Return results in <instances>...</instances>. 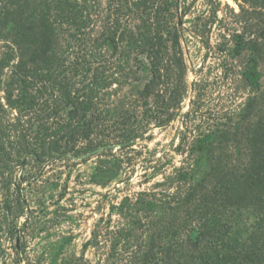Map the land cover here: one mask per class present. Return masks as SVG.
<instances>
[{"label":"trees","instance_id":"1","mask_svg":"<svg viewBox=\"0 0 264 264\" xmlns=\"http://www.w3.org/2000/svg\"><path fill=\"white\" fill-rule=\"evenodd\" d=\"M240 1L258 3V29L248 39L243 33L232 40L237 38L235 48L243 43L257 62L264 58V0ZM178 7V0H0V92L6 103L19 111L29 106L25 115L52 137L44 148L53 150L51 156L62 147L72 157L97 152L89 182L108 189L83 245L97 256L95 264H238L225 232L210 222L230 203L234 185L253 192L264 187V151L255 157L251 147L248 159L212 177L214 184H208L205 170L198 177L213 140L237 133L195 132L187 125L192 111L184 115L187 129L174 148L182 160L173 172L165 173L167 153L154 158V150L143 154L136 144L150 139L151 129L168 125L186 95ZM55 89L68 109L63 129L47 134L57 110ZM259 131L264 145V129ZM34 150L22 148L39 159L43 154ZM115 193L119 200H113ZM17 232L24 233L8 227V233ZM20 247L14 245L18 260L27 257ZM82 258L61 262L52 256L48 264H78ZM245 259L263 264L264 253L250 251Z\"/></svg>","mask_w":264,"mask_h":264},{"label":"rangeland","instance_id":"2","mask_svg":"<svg viewBox=\"0 0 264 264\" xmlns=\"http://www.w3.org/2000/svg\"><path fill=\"white\" fill-rule=\"evenodd\" d=\"M178 1L175 21L181 19L178 26L183 30L186 95L168 125L151 129L146 133L151 138L137 139L136 144L144 149L143 154L154 150V158L167 153V174L182 160L174 148L180 133L187 129L183 123L186 112H193L187 125L195 132H236L234 138L229 135L214 139L212 152L203 156L198 177L205 170L210 174L204 173L210 179L208 184L212 185L215 180L211 178L221 175L227 166L248 159V147L255 149V157L264 151L259 139V129H264V58L255 62L243 43L235 48L237 38L232 40L233 34L244 33L245 39L254 36L260 8L258 3L240 0ZM141 83H136V87ZM0 95L5 96L2 92ZM52 99L57 110L48 119L51 129L47 134L63 129L68 109L58 89ZM1 101L4 110L0 111V264H48L52 256L64 262L72 255L83 257L78 264H87V259L89 264H95L97 256L83 245L100 216L99 205L108 189L89 182L97 152L72 157L62 152V147L51 156L53 150L44 148L52 137L43 135L39 123L25 115L29 106L23 104L19 111V106L7 104L5 97ZM27 144L43 155L35 159L32 153L22 151ZM134 187L138 189L136 184ZM115 194L113 200H119L120 193ZM229 196L230 203L218 208L210 227L225 232L223 237L232 257L238 264H246V253H264V187L253 192L236 184ZM12 226L24 233H8ZM15 244L19 248L24 245L27 257L18 260Z\"/></svg>","mask_w":264,"mask_h":264},{"label":"water","instance_id":"3","mask_svg":"<svg viewBox=\"0 0 264 264\" xmlns=\"http://www.w3.org/2000/svg\"><path fill=\"white\" fill-rule=\"evenodd\" d=\"M180 24H181V19L178 18V20H177V25H180Z\"/></svg>","mask_w":264,"mask_h":264}]
</instances>
